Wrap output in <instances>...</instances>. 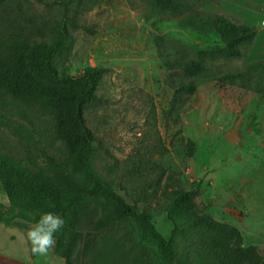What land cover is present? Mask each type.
Instances as JSON below:
<instances>
[{"label": "rangeland", "instance_id": "374dc122", "mask_svg": "<svg viewBox=\"0 0 264 264\" xmlns=\"http://www.w3.org/2000/svg\"><path fill=\"white\" fill-rule=\"evenodd\" d=\"M198 9L254 26L259 41L264 33V0H215ZM64 18L68 40L53 60L57 72L74 76L88 66L106 71L95 92L99 100L85 110L95 139L89 158L100 178L147 208L165 236L170 227L164 215L174 193L198 189L193 211L236 228L239 246L263 262L264 95L207 83L174 122L175 93L154 42L155 35L166 34L200 47L223 46L219 35L182 27L177 16L152 11L146 0H0V43L15 34L51 42L53 27ZM261 51L253 41L242 58L217 61L211 72L264 61ZM0 152L46 166L68 160L48 118L1 89ZM33 223L0 184V264L34 257L24 239ZM182 243L193 239L188 235ZM40 258L60 260L53 249Z\"/></svg>", "mask_w": 264, "mask_h": 264}, {"label": "trees", "instance_id": "16d2710c", "mask_svg": "<svg viewBox=\"0 0 264 264\" xmlns=\"http://www.w3.org/2000/svg\"><path fill=\"white\" fill-rule=\"evenodd\" d=\"M214 1L146 0L152 11L177 16L182 27L215 31L224 44L200 47L171 35H155L166 83L175 93L170 107L174 122L207 83L264 95V61L211 72L217 61L242 58L257 33L254 26L198 9ZM52 31L51 42H44V36L32 40L15 34L0 43V89L48 118L68 160L64 165L46 166L0 152V184L11 205L30 212L34 223L39 212H53L64 219L53 248L64 264H264L257 262L252 249L239 246L236 228L193 211L198 189L174 193L164 215L170 227L165 236L147 208L128 201L100 178L89 158L95 139L85 123V110L99 100L95 92L106 71L88 66L78 75H60L53 60L68 40L65 18ZM188 235L193 243H182Z\"/></svg>", "mask_w": 264, "mask_h": 264}, {"label": "clouds", "instance_id": "9594fccd", "mask_svg": "<svg viewBox=\"0 0 264 264\" xmlns=\"http://www.w3.org/2000/svg\"><path fill=\"white\" fill-rule=\"evenodd\" d=\"M38 216L25 230L24 239L32 255L44 257L55 247V234L64 227L65 221L53 212H39Z\"/></svg>", "mask_w": 264, "mask_h": 264}, {"label": "crops", "instance_id": "0c3cea01", "mask_svg": "<svg viewBox=\"0 0 264 264\" xmlns=\"http://www.w3.org/2000/svg\"><path fill=\"white\" fill-rule=\"evenodd\" d=\"M258 38H259V35L256 34V37H255L256 40L254 39V43H255V41H256V43L260 42V45H261V48H262V51H261L260 54L262 56H264V33L262 32L260 34V41H259ZM253 55L254 54L251 52L250 56L252 57ZM59 259H60L59 261H56L57 259H53V258L45 260L44 258H40V257L34 256L33 258H28L26 260H20V262H21V264H40V263H43V261L46 262V263H48L49 261H51V262H55L56 261V264H64V259L60 258V257H59Z\"/></svg>", "mask_w": 264, "mask_h": 264}]
</instances>
